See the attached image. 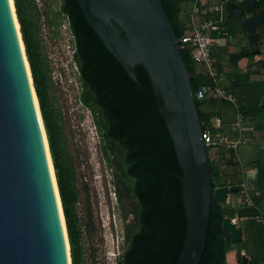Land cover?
I'll list each match as a JSON object with an SVG mask.
<instances>
[{
	"label": "trees",
	"instance_id": "obj_1",
	"mask_svg": "<svg viewBox=\"0 0 264 264\" xmlns=\"http://www.w3.org/2000/svg\"><path fill=\"white\" fill-rule=\"evenodd\" d=\"M61 1L60 12L55 15L57 18L63 13L69 18L75 36L80 100L92 112L100 133L101 150L114 169L116 194L124 209L126 246L117 264H177L188 230L184 172L160 111L162 100L143 65L136 67L138 80H134L107 49L78 0ZM185 1L162 0L178 38L203 21L217 17L216 12H201L208 7L201 0H195L201 11L184 17ZM219 2L224 7L225 29L233 40L227 46L215 48L217 66L230 81L226 88L237 96L245 123L253 126L245 142L256 148V154L247 161L243 172L236 170L228 176L223 165L239 167L240 162L235 159L237 151L230 150V157L220 161L211 158V148L207 147L211 182L214 188L239 185L245 171L252 168L257 170V175L252 181V206L221 204L212 197L207 243L200 264H230L228 250L232 244L236 247L239 264H242L243 252L247 264H264V60H260L264 59V33L257 47L248 45L237 12L241 11L244 18L250 10L241 0ZM14 3L55 168L72 264H84L82 232L76 211L79 194L75 172L62 141L61 112L51 98L50 66L39 36L41 13L35 0H14ZM263 6L264 0H256L257 10ZM48 22L54 23L51 19ZM244 41L247 43L243 44ZM181 51L195 93L202 86L213 84L211 78L197 73L191 48H181ZM244 58L248 60L245 67L240 66ZM208 102H212L210 108H207ZM196 103L204 129L210 126L212 118L219 116L223 122L221 130L236 134L230 125L237 112L233 104L216 99L211 93L205 99L196 97ZM229 106L235 109L234 118L226 115ZM224 150V146L218 149L221 153ZM259 215L263 221L256 218ZM226 217L244 220L243 227L239 224L245 234L242 240L234 242L223 228Z\"/></svg>",
	"mask_w": 264,
	"mask_h": 264
},
{
	"label": "water",
	"instance_id": "obj_2",
	"mask_svg": "<svg viewBox=\"0 0 264 264\" xmlns=\"http://www.w3.org/2000/svg\"><path fill=\"white\" fill-rule=\"evenodd\" d=\"M78 2L89 24L129 75L138 80L136 67L143 65L162 100L160 111L184 172L188 230L177 264H200L212 197L226 204L239 187L212 185L195 90L162 0ZM241 4L254 8L256 0H241ZM16 18L19 22L11 1L0 0V264H72L62 201L60 197L65 228L44 140L43 117ZM239 23L248 45L257 47L264 30V7ZM57 188L59 192L58 183ZM223 228L234 242L243 239L242 229L231 217L224 219ZM242 264H247L244 253Z\"/></svg>",
	"mask_w": 264,
	"mask_h": 264
},
{
	"label": "rangeland",
	"instance_id": "obj_3",
	"mask_svg": "<svg viewBox=\"0 0 264 264\" xmlns=\"http://www.w3.org/2000/svg\"><path fill=\"white\" fill-rule=\"evenodd\" d=\"M219 1L207 0V5L211 8L220 5ZM35 2L41 13L39 36L50 66L49 74L53 83L51 98L57 110L61 112L62 141L75 172L79 194L76 211L82 232L84 264H115L113 258L116 260L120 248L122 251L124 246L118 242L122 241V238L118 241L117 238L112 239L110 227L113 225V230L116 232L115 224H117L119 234L122 236L126 221L123 218V205L116 194L114 169L102 153L100 133L96 128L92 112L80 100L81 85L78 70L73 68L71 53L65 46V43H69L64 36L65 19L63 16L56 18L55 15L60 10V0H35ZM195 2V0L184 2V17L195 12ZM48 19L53 20L54 23L49 24ZM211 103H207V108L211 107ZM226 115L235 117L233 106H229ZM244 148L245 152L241 148L238 150L241 151V158L238 157L240 153L238 151L235 158L240 162L239 167L230 168L223 165L228 176L236 170L243 172L247 161L255 156L256 151ZM210 156L212 159L223 161L230 157V153L227 150L223 153L213 150ZM231 203L237 206V198H232ZM238 220L243 227V220ZM115 246L116 256H113ZM228 261L230 264H239L234 244L228 250Z\"/></svg>",
	"mask_w": 264,
	"mask_h": 264
},
{
	"label": "built area",
	"instance_id": "obj_4",
	"mask_svg": "<svg viewBox=\"0 0 264 264\" xmlns=\"http://www.w3.org/2000/svg\"><path fill=\"white\" fill-rule=\"evenodd\" d=\"M203 4H208L207 0H201ZM199 6L196 5L195 12H200ZM216 12L217 17L210 18L203 21L195 28L185 33L181 38H179L180 48H191V55L197 66V73L203 76H208L213 80V84L202 86L196 93L195 97L199 99L208 98L211 95L219 100H224L233 104L236 108V118L230 125L236 131L235 135L224 132L222 128V118L215 116L211 120L210 126L206 129L203 128L202 139L206 147L217 151L221 146H224L225 150H235L238 151L244 144L246 140L247 133L253 129V126L245 123V117L240 109L239 101L237 96L227 90L226 86L230 85V81L226 79L225 75L220 72L217 66V57L215 56V48L224 47L229 44L233 37L230 33L226 31L225 27V13L223 4L216 5L214 7H207L201 12ZM65 33L64 36L69 43H65L67 50L71 53L70 60L74 62L72 64L73 68L78 70L77 63L74 58L76 51L75 36L71 30L70 22L65 19ZM64 49V48H63ZM257 170L247 169L242 176V181L238 185L239 189L237 192V206L254 205L252 199V181L256 178ZM259 221H263L262 215L256 217ZM232 221L238 223V218H232ZM122 245L124 246L122 251L120 248V254L123 253L125 249V231L123 230ZM112 254V252H110ZM117 264V260H115Z\"/></svg>",
	"mask_w": 264,
	"mask_h": 264
},
{
	"label": "bare ground",
	"instance_id": "obj_5",
	"mask_svg": "<svg viewBox=\"0 0 264 264\" xmlns=\"http://www.w3.org/2000/svg\"><path fill=\"white\" fill-rule=\"evenodd\" d=\"M10 1H11V4H12L13 11L15 13V7H14V4H13L14 0H10ZM16 24H17V28L19 30L20 23L17 22V18H16ZM27 67L29 69V63L27 64ZM34 94H35V92H34ZM35 99H36V103H37V107H38V111H39V105H38V102H37V96H35ZM40 118H41V116H40ZM41 122H42V120H41ZM42 129H43L45 145H46V149H47V153H48L49 165H50V168H51L52 177H53L54 185H55L56 192H57L58 202H59V206H60V210H61V201H60V196H59V192H58V188H57V182H56L55 170H54V166H53V160H52V157H51L50 152H49L50 148H49V145H48V138H47V136L45 134V129H44V126H43V122H42ZM61 215H62V220H63L64 228H65V222H64L62 210H61Z\"/></svg>",
	"mask_w": 264,
	"mask_h": 264
},
{
	"label": "crops",
	"instance_id": "obj_6",
	"mask_svg": "<svg viewBox=\"0 0 264 264\" xmlns=\"http://www.w3.org/2000/svg\"><path fill=\"white\" fill-rule=\"evenodd\" d=\"M242 63H244V64H242ZM247 63H248V60H247L246 58H244V59H242V60L240 61V66H246ZM244 147H246V148H250L253 152L256 151V148H255L252 144H250V143H246V142H245V144L241 147V149H243V152H245V148H244ZM238 152H240L239 155H238V157L241 158V156H242L241 151H238ZM253 155H254V154H253ZM240 160H241V159H240ZM232 198H237V194H236L235 196H232V194H231L230 197H229V199H228V202H231V199H232ZM241 221H242V220H241ZM242 222H244V220H243ZM238 224H239V223H238ZM243 253H245V252H243Z\"/></svg>",
	"mask_w": 264,
	"mask_h": 264
},
{
	"label": "flooded vegetation",
	"instance_id": "obj_7",
	"mask_svg": "<svg viewBox=\"0 0 264 264\" xmlns=\"http://www.w3.org/2000/svg\"><path fill=\"white\" fill-rule=\"evenodd\" d=\"M61 3H62V1L60 0V9H61ZM264 7V6H263ZM262 8V7H261ZM260 8V9H261ZM250 11L249 12H247L246 13V15L244 16V18H242V12H241V15L239 14V11L237 12V19L240 21V20H243V19H245L248 15H251V14H256V13H258L259 12V10H257L256 9V6L254 7V8H248ZM59 12H60V10H59ZM58 13V12H57ZM61 16H63L64 17V19H68L69 20V18L67 17V16H65L63 13L61 14ZM70 22V21H69ZM71 25V24H70ZM264 33V30H262V34ZM248 42V41H247Z\"/></svg>",
	"mask_w": 264,
	"mask_h": 264
},
{
	"label": "clouds",
	"instance_id": "obj_8",
	"mask_svg": "<svg viewBox=\"0 0 264 264\" xmlns=\"http://www.w3.org/2000/svg\"><path fill=\"white\" fill-rule=\"evenodd\" d=\"M110 228H111L112 239L115 240V238H117V241H118V239L120 238V234H119V230H118L117 224H115V230H116V232L113 230V225H111ZM118 242L121 245L122 242H120V241H118ZM113 256H116V246H115V253L113 254ZM120 256H121V254H120V250H119V253L116 256V260L117 261H118V259H119Z\"/></svg>",
	"mask_w": 264,
	"mask_h": 264
}]
</instances>
